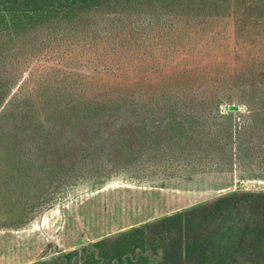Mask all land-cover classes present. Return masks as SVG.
I'll use <instances>...</instances> for the list:
<instances>
[{
  "label": "trees",
  "instance_id": "trees-1",
  "mask_svg": "<svg viewBox=\"0 0 264 264\" xmlns=\"http://www.w3.org/2000/svg\"><path fill=\"white\" fill-rule=\"evenodd\" d=\"M232 41L233 66L180 59ZM206 89L209 121L179 104ZM183 165L264 171V0H0V228L81 181ZM165 220L178 237L138 226L35 264H264V190Z\"/></svg>",
  "mask_w": 264,
  "mask_h": 264
},
{
  "label": "rangeland",
  "instance_id": "rangeland-1",
  "mask_svg": "<svg viewBox=\"0 0 264 264\" xmlns=\"http://www.w3.org/2000/svg\"><path fill=\"white\" fill-rule=\"evenodd\" d=\"M233 29L231 25L229 33ZM207 46L200 44L196 50L211 53L210 58L184 54L180 59L189 60L191 67L214 62L234 65L233 41L226 48L223 44L215 50L206 49ZM179 96L180 106L200 113L205 121H209L207 115L217 111L214 102H203L209 100L210 90L195 97L190 93ZM223 104L238 102L230 97ZM147 171L120 173L104 184L84 180L68 186L67 192L59 193L58 201L54 200L32 221L18 228H0V264H35L106 238L112 244L120 234L138 226L144 227L151 240L175 238L178 229L176 224L165 220L169 216L234 191L264 190V171L253 175L185 165L157 173ZM225 219L229 220V215Z\"/></svg>",
  "mask_w": 264,
  "mask_h": 264
},
{
  "label": "water",
  "instance_id": "water-1",
  "mask_svg": "<svg viewBox=\"0 0 264 264\" xmlns=\"http://www.w3.org/2000/svg\"><path fill=\"white\" fill-rule=\"evenodd\" d=\"M226 110H230V111H237L240 109L239 105H235V104H231V105H227L225 107Z\"/></svg>",
  "mask_w": 264,
  "mask_h": 264
}]
</instances>
